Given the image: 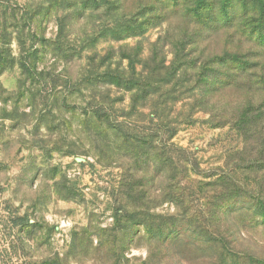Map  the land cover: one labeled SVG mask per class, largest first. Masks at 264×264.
<instances>
[{
    "label": "rangeland",
    "instance_id": "374dc122",
    "mask_svg": "<svg viewBox=\"0 0 264 264\" xmlns=\"http://www.w3.org/2000/svg\"><path fill=\"white\" fill-rule=\"evenodd\" d=\"M188 2L0 0V264H264V0Z\"/></svg>",
    "mask_w": 264,
    "mask_h": 264
},
{
    "label": "trees",
    "instance_id": "16d2710c",
    "mask_svg": "<svg viewBox=\"0 0 264 264\" xmlns=\"http://www.w3.org/2000/svg\"><path fill=\"white\" fill-rule=\"evenodd\" d=\"M190 3V5H192V7L194 8V10L192 11V13L189 12V14H184V17H190L193 19V23L196 24L200 23L202 20V16L199 15V11H201L203 9V4H204V0H188ZM223 19V18H222ZM222 19H220V23L222 22ZM155 113V112H153ZM131 140H133L134 142H139L136 138H130ZM133 148H135V146H133ZM139 207V212L137 213V215H139V217L141 218V223L142 225L145 227L146 225V220L147 218H152V216H150V214H148L146 211L148 210V206L145 204H142Z\"/></svg>",
    "mask_w": 264,
    "mask_h": 264
}]
</instances>
